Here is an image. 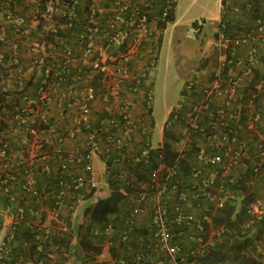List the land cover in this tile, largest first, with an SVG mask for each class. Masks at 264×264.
<instances>
[{"label":"built area","instance_id":"obj_1","mask_svg":"<svg viewBox=\"0 0 264 264\" xmlns=\"http://www.w3.org/2000/svg\"><path fill=\"white\" fill-rule=\"evenodd\" d=\"M256 1L249 0L246 13L254 11ZM176 5L177 0H86L84 4L48 0L39 15L51 20L54 13L61 14L62 21L52 28L55 33L60 28L67 38L57 48L58 63L43 70L34 92L22 98L10 121L19 133L21 151L34 130L33 121L47 125L53 108L71 125L68 137H83L75 154L62 147L54 151L58 167L49 190L48 213L58 229L66 228L63 211H73L98 186L93 156L101 155L107 171H118V179L131 187L119 219L92 231L100 248L94 256L96 264H197L228 231L225 225H214L217 211L232 198H245L256 184L264 185V95L241 100L236 94L238 69L251 75L248 68L260 65L254 45L264 43L263 12L257 13L253 27L246 31L230 36L218 29L221 60L205 82L201 75L187 79L180 100L170 110L172 117L164 124L163 130L175 140L166 152L164 138L155 146L152 143L154 68L163 30ZM3 20L15 36L28 35L21 17L8 12ZM3 28L0 25V32ZM5 61L21 73L14 49L0 54L2 66ZM261 87L264 91V79L256 89ZM240 112L246 113L242 124ZM215 115L223 118L224 125L234 119L241 130L261 124L263 132L252 142L230 136L232 130L214 131L209 125ZM7 147L0 145V176L1 169L12 167L4 158ZM16 167L22 177L18 188L33 195L31 165L21 161ZM11 178L4 175L5 185ZM9 191L8 185L5 192ZM22 210L14 206V219ZM263 213L264 197L251 195L240 231ZM34 227L40 243L34 258H24L25 242L22 249L9 246L10 235L0 243V264H53L59 247L51 243V229L41 222Z\"/></svg>","mask_w":264,"mask_h":264},{"label":"crops","instance_id":"obj_2","mask_svg":"<svg viewBox=\"0 0 264 264\" xmlns=\"http://www.w3.org/2000/svg\"><path fill=\"white\" fill-rule=\"evenodd\" d=\"M47 1L48 0L0 1V25L4 27L2 32H0V54H4L6 50L14 49L21 67V73H17L8 66V62L5 61L4 66L0 64V138L2 143L8 145L4 158L8 159L12 164L11 168L7 170L1 169V172L4 175L8 174L12 176L9 189L10 191L12 190L11 196L13 197V206L20 207L27 212V214L18 215L19 218L16 216L15 219L9 212H3V220L0 229L1 241L4 236L9 233V226L12 222L23 221L26 223L27 220L25 216L33 217L30 221L34 224L42 222L51 229L53 235L60 233L56 221L53 220L48 213V208L51 204L49 190L54 186L58 167V158L54 151L58 147H62L66 152L75 154L76 151L80 150L83 142V137L81 135H77L75 138L67 136L66 131L71 125L68 124L65 116H62L59 111L53 108L49 113V122L47 125L40 124L38 120L33 121L31 127L34 130L32 134L28 136V141L24 150L21 151L22 147L19 144V133L14 129L10 121L11 113L17 105L22 103V98L34 92L38 82L43 78V70L46 67H54L58 63L57 48L62 42H65L67 38V34L63 30L56 28L57 30L55 33L52 28L53 25L58 27L59 23L62 21L61 14L54 13L51 20H43L40 18L39 15L45 11ZM80 1L81 4L86 2V0ZM248 4L249 0H231L230 3L227 4H223L222 0H219V14L213 21L214 23H212L211 28L203 32L201 36V40H203L201 46L205 49L195 53H188L187 55L181 54V56H177L175 54L174 61L176 67L180 70V75L186 78L183 82L180 95L183 92L184 84L187 79L201 75L203 76L202 82H205L206 78H209L212 74L211 72L215 70L214 68L217 62L221 60L223 56V47L216 45V32L221 22H226L227 20V22L231 23L229 30L238 28L244 31L253 27L252 18L254 19L258 12L264 13V0H257L256 3L252 4L254 11L251 10V14L246 13L244 10V7ZM8 12L24 20V27L27 29L28 33L27 36H15L11 26L4 23V16ZM170 25L174 27L173 38L177 41L175 12L174 21ZM167 27H165L163 33L167 30ZM198 30L200 31V29ZM201 30L203 31V29ZM204 41H206V43H204ZM258 49L264 52L263 45L258 47L256 45V50L258 51ZM189 62L193 65L190 68V72L185 70L186 64ZM259 67L261 71L264 68V63L260 64ZM242 71L243 70L239 71L238 69L240 75L238 74L239 81L237 82L239 83V87L237 88L236 94L238 96L245 95L248 97L250 96V91L245 88V80L246 78L252 77V75H247L246 73L242 74ZM262 95H264V91H262ZM171 109L172 108L167 112L168 116ZM166 119H168V117ZM164 124L157 132L153 122L152 143L154 146L163 138ZM244 130L245 129H242L239 132L241 137L246 136ZM95 160L103 165V171L94 168ZM21 161L30 164L32 167L30 180L31 187L34 189L33 195L23 193L17 186V181L21 180L22 177L19 173L20 168L16 167V164L18 165ZM1 165H3L2 157ZM91 166L98 186L84 201L77 205L73 211H63V217L69 221L70 226H74L77 223H87L88 216L85 214L84 210L99 199L106 198L110 194L111 187L109 186L108 178L115 177L116 180L120 178V176L116 175L118 171H112L111 173L107 171L101 155L93 156ZM260 185L263 186L262 184ZM261 186L257 188L259 193L262 191ZM37 199L41 200L39 201ZM231 219L234 221L233 218ZM233 224H230V222H228L227 225L225 224L228 231L221 238V242L224 241L223 244H225V246L223 249L218 246L214 250V253H220V255L218 254L216 257L217 260L206 264H244L242 256L248 254L257 261L255 262L256 264H264V231L254 237L253 230L246 231V229L241 228L242 230L239 232L233 231V229L240 226H234ZM18 236L19 237H17L16 233L17 238H20L22 235ZM75 238L74 235L71 248H76L80 253V258L76 259L71 255L68 260L62 261L64 264H78L81 261L83 255L81 252L82 249L79 247ZM245 240H248V242L245 243ZM23 241V238H20L19 242ZM236 249L239 251V256L235 259L234 252ZM53 264H60L58 256L55 258Z\"/></svg>","mask_w":264,"mask_h":264},{"label":"trees","instance_id":"obj_3","mask_svg":"<svg viewBox=\"0 0 264 264\" xmlns=\"http://www.w3.org/2000/svg\"><path fill=\"white\" fill-rule=\"evenodd\" d=\"M252 20L254 19L252 18ZM173 21H174V15H170L168 17V22L172 23ZM230 27H231V23L227 22V20L226 22L224 21L221 22V25L219 26L221 30H223L225 33L229 34L230 36L243 31V30H239L238 28H235L234 30H229ZM258 44L264 46V43H257V47L260 46ZM254 48L256 49L255 45H254ZM257 53H258L259 63L263 64L264 63V52L258 49ZM259 66L260 65H258V67H249L248 69L250 70L252 77L246 78L245 80L246 81L245 88L247 90L249 89L250 96L255 94L254 99H257L258 97H262V87L261 89H256V85L258 84V82L261 79H264V71H263L264 68L260 71ZM246 69L247 68H245V70ZM238 97H240L241 100H246L249 98V96L247 97L245 95H240ZM240 114H241L240 115L241 121L239 122L241 123L245 119L246 113L240 112ZM171 117L172 116L169 115L168 120ZM212 120L213 122L212 124L209 125V128L212 126V129L214 131H218L222 129H225L227 131L232 130L229 133L230 136H232L233 134L243 139L251 138L252 142L258 141L259 136L263 132V127L261 124H255L253 125L252 128H246L244 126V129H245L244 131L246 133V136L241 137L239 135L240 134L239 132L241 131V129H238L236 127V124L234 123V119H231L230 121L226 122L227 124L225 125L222 124L223 118L220 116L215 115L213 116ZM0 134H1V124H0ZM163 138L165 139L163 146L165 149L164 151L166 152L169 150L170 143H172L175 139L173 137V134L166 129L163 130ZM252 142L249 143L250 151L253 149V147H251ZM0 145H2L1 138H0ZM128 170H129V167H128ZM4 182H5L4 174L1 172V176H0V214L6 211V212H9V214L14 215L15 211H14L13 201L10 200L12 190L9 192H5V188H7V186L10 185V183L8 182V184L5 185ZM108 182H109V186L111 187L110 194L106 198L99 199L93 205L87 207L84 210L85 214L88 216L87 223H84V222L77 223L74 226H70L69 221H67L64 218L63 221L66 225L65 230L59 229L60 233L56 235H53L51 233L50 235L51 243L59 247V249L56 251L55 258L57 256L59 257L60 264H64L63 262L68 260V258H70L71 255L76 259L80 258L79 257L80 253L76 250V248L75 247L74 249L71 248L73 244L72 240L74 239V235L76 237L75 239L77 240L79 247L82 249L81 252L83 253L81 257V261L78 264H96L94 262V256L100 251V248L98 246L97 241L91 236L92 231L96 228H101L102 225L106 221H109V220L115 221L119 219V215H120L123 203H124V197L131 192V187L129 186V184L126 183L122 179L116 180L113 177H110L108 178ZM17 183H19V181H17ZM260 184L261 183L256 184V186L253 188L254 191L250 194H247L245 198L239 199L238 197H235V198L230 199L224 205L223 208L217 211L216 213L217 217L216 216L214 217L215 218L214 225L215 226H220V225H225V224L227 225L228 222H230V224L234 223L233 224L234 226L235 225L239 226V225L244 224V222L247 220L246 217L244 216L245 202L247 201V199L251 198V195L252 196L258 195L262 198L264 197V185L262 184L263 186H261ZM259 186H261L262 188V191L260 193L257 189V188H260ZM22 214H27V212L24 211L23 209ZM25 217L27 220L26 223L23 221L12 222V224L9 226V233L4 236L2 241H6L10 235H13V239H10V240L8 239L9 246H15L16 249H22L23 246H21V244L23 243L19 242V240L20 238H23L24 240L23 242L27 244L26 248L23 250L25 253L24 258H34L35 256V254L33 253L34 248L40 244V243H37V241L35 240L36 235H37L36 232L38 231H35L36 230V227H34L35 224L32 221H30L32 220L33 217H28V216H25ZM231 218H233L234 221H232ZM18 222L26 224V225L20 224ZM1 224H2V217L0 215V229H1ZM248 230H253L254 237H256L257 235H259L260 233L264 231V213L260 217H258L257 220H255L253 224L249 225L246 228V231ZM233 231L239 232L240 228L239 227L235 228L233 229ZM16 233H17V237H19L18 235H22V236L20 238H17ZM244 242L246 243L248 242V240H245ZM223 243L224 241L218 243L216 247L219 246V248L223 249L225 246V244ZM45 245L47 248L48 244H45ZM132 247L134 249L136 247V244H133ZM215 248L211 250L209 253H207L203 258L198 259L197 264H206L208 262L217 260L216 257L218 254L220 255V253L218 252L214 253ZM238 256H239V251L236 249L234 252L235 259L238 258ZM242 257H243L242 260L244 264H256L255 262H257L249 254L242 256ZM143 264H152V263L150 261H144Z\"/></svg>","mask_w":264,"mask_h":264},{"label":"rangeland","instance_id":"obj_4","mask_svg":"<svg viewBox=\"0 0 264 264\" xmlns=\"http://www.w3.org/2000/svg\"><path fill=\"white\" fill-rule=\"evenodd\" d=\"M218 14L219 0H177L175 28L178 39L174 40V27L169 23L167 30L162 33L161 47L154 68L152 120L157 132L168 120V110L180 100V91L186 79L176 67L175 54L181 56L203 51L205 48L201 46V36L211 28ZM193 30H197V33H193ZM192 66L190 62L187 63L185 70L190 72ZM94 168L103 171V165L97 160Z\"/></svg>","mask_w":264,"mask_h":264}]
</instances>
